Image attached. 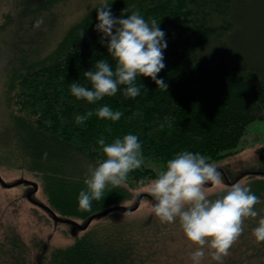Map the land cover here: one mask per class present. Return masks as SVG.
Listing matches in <instances>:
<instances>
[{
  "label": "trees",
  "instance_id": "1",
  "mask_svg": "<svg viewBox=\"0 0 264 264\" xmlns=\"http://www.w3.org/2000/svg\"><path fill=\"white\" fill-rule=\"evenodd\" d=\"M62 2L15 0L14 13L8 11L3 17L8 26L14 25L15 39L24 43L29 55L20 59L23 70L14 81L6 118L0 123V177L7 184L26 182L5 187L0 181V188L23 187L22 197L33 215L52 225H71L73 242L52 246L50 239L26 240L16 227L3 229L0 216L4 230L0 264H190L191 246L178 222L164 223L156 215L152 221L122 220L139 207H105L121 196L130 198L132 190L157 175L148 163L162 168L178 150L199 151L216 162L242 149L248 126L264 121V40L260 38L264 32L246 18L247 0H109L115 16L128 7L160 22L168 43L165 67L157 75L164 77L168 88L160 89L149 77H141L147 90L141 88L137 97H125L118 90L92 104L77 100L68 86L74 80L85 83L83 72L95 60L111 61L93 27L95 8L87 32L70 40L51 62L40 54L39 39L53 25L51 13ZM40 17L43 23L36 27L34 21ZM103 103L123 116L113 122L93 115L83 125L75 123L77 112ZM127 132L136 133L142 142V165L128 174L124 184L106 189L105 197L93 201L90 210L79 208L77 196L85 174L102 156L97 140L103 136L111 142ZM3 170L20 172L21 178L8 183ZM241 180L260 197L254 207L264 215V173L248 172L233 182ZM92 216L84 230L68 222L85 225ZM257 219L245 218L244 231L223 264H264V242L251 236ZM100 221L106 223L91 227Z\"/></svg>",
  "mask_w": 264,
  "mask_h": 264
},
{
  "label": "clouds",
  "instance_id": "2",
  "mask_svg": "<svg viewBox=\"0 0 264 264\" xmlns=\"http://www.w3.org/2000/svg\"><path fill=\"white\" fill-rule=\"evenodd\" d=\"M111 2L101 0L95 8L93 26L101 34L99 43L106 47L111 61L104 57L95 60L83 72L85 83L74 80L69 84L70 94L92 104L116 95L118 90L125 97L135 98L141 88L147 90L141 77H149L157 87L167 90L164 77L157 75L165 67L164 49L168 43L160 22L155 17L146 19L139 10L129 11L128 7L115 16L110 10ZM42 23L43 17L34 21L36 27ZM93 115L115 122L123 113L103 103L77 112L74 121L83 125ZM97 144L102 156L85 174L84 187L77 196L81 209L90 210L93 201L105 197L106 189L124 184L128 174L143 163L142 142L136 133L127 132L111 142L101 136ZM215 186L222 190L213 195ZM146 190L151 194V208L159 220L178 222L191 246L190 264H205L206 258L207 264H223L230 246L244 231V220L248 217L258 218L251 236L264 242V215L254 207L260 197L242 180L226 185L215 162L199 151H176L158 174L149 179Z\"/></svg>",
  "mask_w": 264,
  "mask_h": 264
},
{
  "label": "rangeland",
  "instance_id": "3",
  "mask_svg": "<svg viewBox=\"0 0 264 264\" xmlns=\"http://www.w3.org/2000/svg\"><path fill=\"white\" fill-rule=\"evenodd\" d=\"M100 2L101 0H64L61 7L53 10L51 13L53 14V25L47 29L46 24L45 35L39 39L40 54L46 58V62H51L55 54L62 52L70 40L88 31L90 13L100 5ZM247 3L249 5L246 6V18L252 20L254 26L264 32V0H247ZM14 8H17L15 0H0V123L6 118L8 112L6 100L14 81L20 70H23L20 59L29 55V50L24 43L20 44L15 39L16 28L14 25L8 26L3 18L8 11L14 13L12 10ZM247 36L250 38L252 33L247 31ZM260 38L264 40V35ZM262 57L264 59V55ZM240 148L242 149L238 153L215 162L226 183L233 182L248 172L264 173V121H255L248 126ZM148 164L158 174L161 167L154 163ZM1 173L3 179L8 183H13L21 178L20 172L3 170ZM147 184L132 190L130 198L121 196L105 208L130 209L139 202V210L130 216H123L122 220L125 218L133 221H152L155 214L151 208V194L146 190ZM221 190L220 186H215L211 194L214 195ZM22 194H24L23 187H14L11 190L0 188V216L1 220L3 219V229L16 227L26 240L33 237L44 241L50 239L49 244L52 246H63L73 242L70 235L75 233V230L71 225H52L33 215L31 206L22 197ZM141 197L142 199H140ZM103 222H94L91 227L94 228ZM3 229H0V238L3 235Z\"/></svg>",
  "mask_w": 264,
  "mask_h": 264
},
{
  "label": "water",
  "instance_id": "4",
  "mask_svg": "<svg viewBox=\"0 0 264 264\" xmlns=\"http://www.w3.org/2000/svg\"><path fill=\"white\" fill-rule=\"evenodd\" d=\"M240 178V177H239ZM0 181L2 182V184L5 186V187H12V186H15V185H17V184H20V183H22V182H26V181H20V182H16V183H14V184H7V183H5L2 179H1V177H0ZM28 199H31V193L30 194H28ZM140 199H142V197L140 198ZM137 207H139V202L137 203V205H135V207H133V209H136ZM126 209V208H125ZM94 219V216H92V217H90V219L87 221V223L85 224V225H79V224H77V223H75V222H72V221H68L69 223H71L72 225H74L75 227H77L78 229H82V230H84V229H86V227L91 223V221ZM67 222V221H66Z\"/></svg>",
  "mask_w": 264,
  "mask_h": 264
}]
</instances>
